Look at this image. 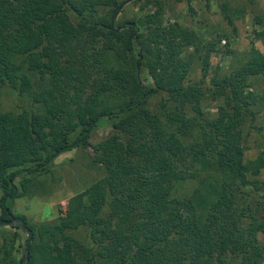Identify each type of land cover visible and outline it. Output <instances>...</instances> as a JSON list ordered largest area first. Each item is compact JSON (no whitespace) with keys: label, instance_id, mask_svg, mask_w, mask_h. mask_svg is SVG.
Masks as SVG:
<instances>
[{"label":"trees","instance_id":"obj_1","mask_svg":"<svg viewBox=\"0 0 264 264\" xmlns=\"http://www.w3.org/2000/svg\"><path fill=\"white\" fill-rule=\"evenodd\" d=\"M123 2L0 0V89L36 105L0 108V220L17 215L31 229L28 264H264V149L245 158L250 132L263 138L262 16L239 55L233 33L207 37L165 23L160 0L120 20ZM220 6L235 33L244 10ZM220 52L234 60L206 83ZM196 62L202 78L187 81ZM207 94L219 100L213 115L203 109ZM104 119L113 133L91 144ZM88 145L105 174L71 196L63 214L38 225L13 214L11 200L28 194L33 174ZM187 181L193 186L178 192ZM16 237L3 235L0 264H24Z\"/></svg>","mask_w":264,"mask_h":264},{"label":"rangeland","instance_id":"obj_2","mask_svg":"<svg viewBox=\"0 0 264 264\" xmlns=\"http://www.w3.org/2000/svg\"><path fill=\"white\" fill-rule=\"evenodd\" d=\"M229 2L231 12L235 8H242L244 16L235 20L237 31L231 29V26L223 18L220 4ZM154 0H124L122 4L123 12L119 16L120 20L136 18L145 12L155 8ZM164 8L163 20L165 23L178 21L184 26L202 32L205 36L211 37L216 33H226L236 35L231 39V46L239 53L245 51L249 46V38L254 28H259L255 24L254 15H260L264 22V0H160ZM224 43V40L221 44ZM256 45L264 52V46L260 41H256ZM229 55L223 53L213 54L210 57L211 70L204 78L207 83L209 77L212 76V70L217 66L222 71L227 70L229 64L233 62ZM34 81L33 88H37V77L29 73ZM38 76V75H37ZM138 77L143 84L149 77L146 70L140 69ZM202 78L201 67L199 63L194 64V68L189 74L187 81H197ZM151 81L150 79H148ZM251 88L260 92L262 88L261 77H255L251 80ZM161 94L158 93L150 99V107L157 108ZM203 109L209 115L216 112L219 100H213L208 94L203 100ZM34 104L31 102L27 94H19L18 91L4 86L0 89V108L3 110L21 111L22 108L30 109ZM261 118H259V122ZM260 130L263 132L259 135L252 131L245 141L246 150L245 158H254L264 149V123L259 124ZM113 133L110 121L102 120L98 126L90 133L89 142L97 143ZM94 152L91 145L71 148L57 156L54 164L44 172L33 174V186L27 195L15 197L11 200V208L13 214L24 215L29 224L38 225L42 222L52 221L65 212L67 202L71 196L77 192H81L95 180L101 178L105 174L104 167L93 161ZM264 179V169L257 176ZM19 185V177L16 179ZM193 186V181H187L182 185H178V192L186 191ZM18 190V188H17ZM16 190V191H17ZM3 191L0 188V198ZM8 234V241L15 233L18 237L16 246L19 251L16 252L17 257L22 259L24 253V245L26 244L27 234L21 228H13L11 225L0 226V246L2 245L3 235ZM75 233H79L78 230ZM20 245V246H19ZM23 245V246H21ZM2 252L0 251V256ZM6 263V260H2Z\"/></svg>","mask_w":264,"mask_h":264},{"label":"water","instance_id":"obj_3","mask_svg":"<svg viewBox=\"0 0 264 264\" xmlns=\"http://www.w3.org/2000/svg\"><path fill=\"white\" fill-rule=\"evenodd\" d=\"M2 225H13V226L19 227L26 231L27 240H26V244L24 247V253L22 255L21 260L24 264H28L29 249H30L31 241L33 239V233L31 229L28 227L25 220L22 217L17 216V215H12L9 219H1L0 226Z\"/></svg>","mask_w":264,"mask_h":264}]
</instances>
